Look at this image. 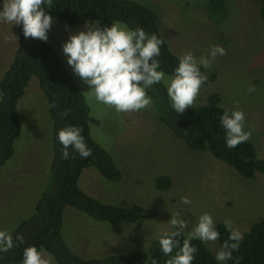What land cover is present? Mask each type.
Segmentation results:
<instances>
[{
  "label": "rangeland",
  "instance_id": "1",
  "mask_svg": "<svg viewBox=\"0 0 264 264\" xmlns=\"http://www.w3.org/2000/svg\"><path fill=\"white\" fill-rule=\"evenodd\" d=\"M132 1L158 14L161 34L178 57L191 51L199 58L211 45L225 49V55H218L205 69L207 80L193 106L187 108L207 103L212 93L220 94L221 105L229 113L236 109L244 112L245 130L252 133L248 141L264 160V23L257 1L227 0L228 12L219 23L208 18L207 0ZM17 30L18 25L0 23V79L18 48ZM81 30L83 25L54 20L48 42L85 95L92 116L99 121L91 126L92 136L112 155L122 178L108 181L96 168L88 167L79 185L106 204L153 209L157 216L136 223L98 222L67 207L63 235L72 250L85 258L148 251L162 232L173 230L167 222L177 212L189 221V229L207 212L216 229L227 218L243 235L264 218V172L245 179L209 151L189 149L158 120L154 101L151 107L122 113L89 102L88 86L72 72L62 53L68 36ZM250 86L255 91L249 92ZM19 110L22 134L16 154L0 173V230L8 232L32 213L52 159V122L36 77L30 79ZM160 176L171 178L167 191L156 187ZM182 196L192 203L180 204ZM205 244L214 255L220 247L219 239ZM45 254L56 264L48 252Z\"/></svg>",
  "mask_w": 264,
  "mask_h": 264
},
{
  "label": "trees",
  "instance_id": "2",
  "mask_svg": "<svg viewBox=\"0 0 264 264\" xmlns=\"http://www.w3.org/2000/svg\"><path fill=\"white\" fill-rule=\"evenodd\" d=\"M259 15L264 23V0H256ZM227 0H207L205 10L210 20L219 23L228 12ZM54 20L69 26L84 25L85 21H98L99 25L110 26L120 21L129 28L141 27L147 34L155 33L164 39L161 45L160 68L168 74L177 66V55L162 36L158 14L132 0H53L50 9ZM18 48L7 71L0 79V173L16 154L17 140L22 134L19 103L32 77H36L48 104L52 122V159L46 184L39 195L32 213L23 219L10 233L14 246L0 253V264H22L25 247L35 245L48 252L56 264H165V257L159 249L158 239L148 251H133L122 255H106L85 258L72 250L63 235L64 212L71 207L98 222L136 223L154 219L157 212L140 206L123 207L106 204L86 192L80 185V176L88 167L96 168L108 181L118 182L122 173L112 155L92 136L91 126L98 125V119L91 114V108L72 74L66 69L55 49L47 42L25 38L18 25ZM205 73V69H201ZM214 79V77H213ZM152 97L158 120L193 151H209L216 159L234 168L245 179H254L264 172V160L250 141L235 148L225 146V131L219 117L226 109L221 105V96L212 93L207 103L186 108L182 114L171 109L163 84L153 85L147 90ZM51 105H54L52 107ZM67 112V116L62 113ZM66 125L82 128V136L92 154L82 158L69 148V159L61 155V144L57 133ZM168 176L156 179L160 191L171 188ZM220 245L227 239L224 224L217 225ZM17 234L23 237V244L16 241ZM186 237V235H185ZM192 243L197 253L192 264H219L215 255L199 240ZM173 254H175V249ZM225 264H264V218L254 223L243 235L239 248L232 253V259Z\"/></svg>",
  "mask_w": 264,
  "mask_h": 264
},
{
  "label": "clouds",
  "instance_id": "3",
  "mask_svg": "<svg viewBox=\"0 0 264 264\" xmlns=\"http://www.w3.org/2000/svg\"><path fill=\"white\" fill-rule=\"evenodd\" d=\"M52 3L53 0H0V23L19 25L25 38L47 42L53 17L46 8L50 9ZM98 25V21H85L84 30L68 36L62 45V53L72 72L88 86L89 102L112 107L118 113L151 107L153 99L147 90L163 84L171 109L182 114L187 107L193 106L201 85L207 80L201 69H209L218 55H225V49L220 45H211L207 54L199 58L189 51L177 57V66L168 74L160 68L157 59L164 39L155 33L147 34L141 27L129 28L120 21L103 28ZM248 91H255V87L250 86ZM62 115L67 116V112ZM219 123L225 131L228 148H235L252 134L251 130H245L242 110L224 111ZM81 133L82 128L76 125H66L58 131L57 139L64 159H69L70 147L82 158L92 154ZM191 203L189 197H180V204ZM167 223L173 230L162 232L158 239L159 249L167 257L165 264H192L197 253L192 241L215 242L220 236L212 215L207 212L201 214L190 229L189 221L179 212L171 215ZM224 226L228 237L215 253L219 264L232 259L233 251L239 248L243 239V233L232 226L231 220L226 218ZM15 239L20 244L24 242L19 234ZM14 246L12 234L0 230V253ZM22 264H51V258L46 256L44 249L30 245L23 249Z\"/></svg>",
  "mask_w": 264,
  "mask_h": 264
}]
</instances>
